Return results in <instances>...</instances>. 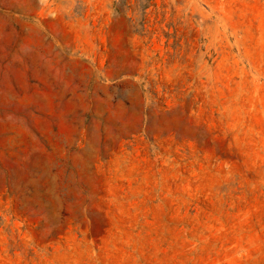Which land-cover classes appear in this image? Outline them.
Segmentation results:
<instances>
[{
    "label": "rangeland",
    "instance_id": "374dc122",
    "mask_svg": "<svg viewBox=\"0 0 264 264\" xmlns=\"http://www.w3.org/2000/svg\"><path fill=\"white\" fill-rule=\"evenodd\" d=\"M0 264H264V0H0Z\"/></svg>",
    "mask_w": 264,
    "mask_h": 264
}]
</instances>
